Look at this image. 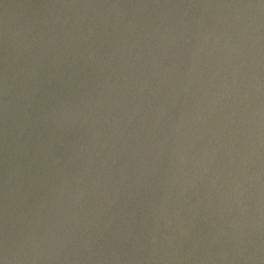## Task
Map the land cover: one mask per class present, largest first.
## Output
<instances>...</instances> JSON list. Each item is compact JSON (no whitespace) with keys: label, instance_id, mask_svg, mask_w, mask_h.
Returning a JSON list of instances; mask_svg holds the SVG:
<instances>
[{"label":"clouds","instance_id":"obj_1","mask_svg":"<svg viewBox=\"0 0 264 264\" xmlns=\"http://www.w3.org/2000/svg\"><path fill=\"white\" fill-rule=\"evenodd\" d=\"M0 264H264V0H0Z\"/></svg>","mask_w":264,"mask_h":264}]
</instances>
